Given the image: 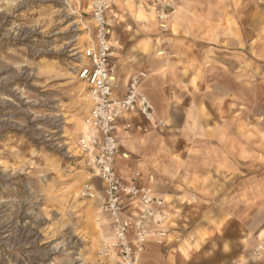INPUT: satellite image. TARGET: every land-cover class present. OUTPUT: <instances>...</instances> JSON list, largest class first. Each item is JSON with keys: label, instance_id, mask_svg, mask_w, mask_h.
<instances>
[{"label": "rangeland", "instance_id": "1", "mask_svg": "<svg viewBox=\"0 0 264 264\" xmlns=\"http://www.w3.org/2000/svg\"><path fill=\"white\" fill-rule=\"evenodd\" d=\"M89 1L0 0V264H115L114 255L101 252L113 233L99 208L104 185L77 144L90 108L76 77L94 37ZM228 11L223 45L215 36L210 45L190 39L187 48L176 45L170 30L175 12L164 32L133 0H115L108 14L116 59L124 51L134 55L144 39L155 45L156 59L179 65L183 80L192 72L199 94L206 90L204 76L208 81L204 112L214 147L199 153L208 160L201 189L183 190L190 182L183 176L172 198L162 195L171 202L170 241L149 243L143 253L158 246L176 256L173 264H264V0L231 3ZM150 22L153 39L145 35ZM183 58L195 67L180 66ZM178 69L169 70L171 79ZM176 122L180 127L182 117ZM190 135L167 132L183 159L190 156ZM225 156L228 165L221 162ZM238 182L245 185L242 212L222 227L219 193L229 188L227 199L236 204ZM85 183L95 187L93 197L80 195Z\"/></svg>", "mask_w": 264, "mask_h": 264}, {"label": "crops", "instance_id": "2", "mask_svg": "<svg viewBox=\"0 0 264 264\" xmlns=\"http://www.w3.org/2000/svg\"><path fill=\"white\" fill-rule=\"evenodd\" d=\"M173 2L176 9L170 30L174 32L176 45L179 43L185 48L190 46L191 40L213 44L215 36L220 37L221 45H223L224 37L230 33L224 25V20L230 19L228 4H245V0H173ZM148 26L151 30L145 33L146 38L153 39L155 37L154 24L150 22ZM142 41L136 44L134 55L124 51L117 59L115 95L117 98L124 95L131 74L146 71L147 76L141 81L140 89L154 106L153 117L145 120L140 115L127 114L116 120L115 136L119 143V151L115 159V168L127 180L133 172H139L140 182L143 185H148L159 194H165L171 198L174 196V191L176 193L178 191L177 180L183 176L190 181L188 186L184 185L183 190L191 192L196 189L199 191L201 185L198 181L202 183L201 180L205 176L202 167L208 163V160L200 159L199 153L213 151L214 147V137L211 131L213 126L207 118V113L204 112V109L207 110L206 101L209 99L208 81L204 76L203 82L206 90L199 94L192 87V72L183 80L179 65H171L165 60L156 59L159 57L151 54L155 45L150 47L144 39ZM182 47L181 52L188 53V49ZM182 64H187L189 68L195 67L194 60L191 58H183L180 66H183ZM172 66L179 68V73L173 75L174 79H171L169 75ZM171 87L174 91H171ZM177 117H182L180 127L176 126ZM168 131H185L192 134L188 139L191 147L190 156L183 159L179 156L180 153L172 150L167 140ZM221 142L224 144V140ZM221 162L228 165L227 156L225 160L221 158ZM244 186V184L240 186L238 182L234 193L238 196L236 204L230 203L227 199L230 196L229 188L219 193L222 196L220 202L224 217L222 227H226L234 216L238 217L235 213L242 212L244 201L241 197L245 195ZM207 194L216 195L211 189ZM170 206V200L166 199L164 209L167 213H169ZM239 240L245 242L242 237ZM169 241L170 237L167 238L165 244ZM162 253L158 246H151L146 254L142 253L140 264H173L175 262L174 254L167 252L163 255Z\"/></svg>", "mask_w": 264, "mask_h": 264}, {"label": "built area", "instance_id": "3", "mask_svg": "<svg viewBox=\"0 0 264 264\" xmlns=\"http://www.w3.org/2000/svg\"><path fill=\"white\" fill-rule=\"evenodd\" d=\"M146 12H151L161 32L169 28L175 11L173 0H133ZM115 0H90L89 9L94 25V37L82 50V61L76 77L87 88L90 108L84 118L87 131L79 135L78 148L85 165L104 185L100 211L108 215L113 236L101 247L104 255H114L115 264H140L149 242L164 243L168 238V213L165 199L150 186L140 182L139 172L127 180L115 168L119 143L115 136L116 120L127 114L153 117L154 106L140 89L145 71L130 75L124 95H115L116 56L119 48L111 39L108 14ZM151 178V176H149ZM95 187L85 183L80 195L93 197Z\"/></svg>", "mask_w": 264, "mask_h": 264}, {"label": "bare ground", "instance_id": "4", "mask_svg": "<svg viewBox=\"0 0 264 264\" xmlns=\"http://www.w3.org/2000/svg\"><path fill=\"white\" fill-rule=\"evenodd\" d=\"M160 53V52H159ZM86 96H87V94H86ZM83 125H84V129H86V131H87V127H86V125H85V123L83 122ZM100 208V207H99Z\"/></svg>", "mask_w": 264, "mask_h": 264}]
</instances>
